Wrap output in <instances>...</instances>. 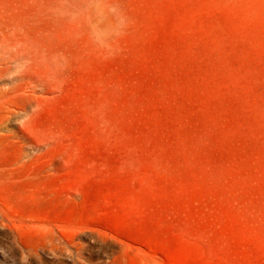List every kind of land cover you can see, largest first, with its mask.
Wrapping results in <instances>:
<instances>
[{
    "label": "rangeland",
    "instance_id": "rangeland-1",
    "mask_svg": "<svg viewBox=\"0 0 264 264\" xmlns=\"http://www.w3.org/2000/svg\"><path fill=\"white\" fill-rule=\"evenodd\" d=\"M0 264H264V0H0Z\"/></svg>",
    "mask_w": 264,
    "mask_h": 264
}]
</instances>
